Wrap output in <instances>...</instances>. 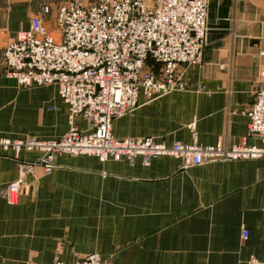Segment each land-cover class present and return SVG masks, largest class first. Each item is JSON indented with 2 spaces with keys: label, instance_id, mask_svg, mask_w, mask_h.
<instances>
[{
  "label": "crops",
  "instance_id": "crops-1",
  "mask_svg": "<svg viewBox=\"0 0 264 264\" xmlns=\"http://www.w3.org/2000/svg\"><path fill=\"white\" fill-rule=\"evenodd\" d=\"M41 5L0 0V54L35 15L59 37L55 13L44 15ZM207 26L203 63L179 70L186 90L140 96L132 114L114 120V137L262 146L249 136L247 115L264 88V0H209ZM4 72L0 66V139H61L69 111L57 88L20 87ZM39 157L0 154V264H76L94 253L106 264L264 261V158L186 168L171 156L145 166L141 158L63 155L50 175L35 169L10 205L6 187Z\"/></svg>",
  "mask_w": 264,
  "mask_h": 264
},
{
  "label": "built area",
  "instance_id": "built-area-1",
  "mask_svg": "<svg viewBox=\"0 0 264 264\" xmlns=\"http://www.w3.org/2000/svg\"><path fill=\"white\" fill-rule=\"evenodd\" d=\"M209 0H157L149 7L142 0H98L90 4L72 0L58 7L55 19L59 37L53 36L39 15L30 29L19 32L0 54L5 76L20 87L54 86L68 107V132L59 140L0 139V154L38 152L32 164L22 166L21 177L6 187L10 205L18 204L26 179L37 168L50 175L59 156H89L100 162L141 158L145 166L171 156L190 168L207 163L240 162L264 158V88L255 95L248 112L249 136L262 146H171L152 138L118 139L112 134L115 119L132 114L140 96L147 100L172 91H185L179 70L203 63L208 42ZM50 7L42 8L44 15ZM87 123L82 131L78 121ZM191 129L195 133V123ZM249 233L243 231L247 240ZM55 264H64L56 262ZM76 264H106L89 254ZM246 264H264L254 257Z\"/></svg>",
  "mask_w": 264,
  "mask_h": 264
},
{
  "label": "rangeland",
  "instance_id": "rangeland-1",
  "mask_svg": "<svg viewBox=\"0 0 264 264\" xmlns=\"http://www.w3.org/2000/svg\"><path fill=\"white\" fill-rule=\"evenodd\" d=\"M34 3L36 2L37 4L41 3V10L44 7H50L51 12L50 13H55V15H57V10L58 7L66 2L72 1V0H33ZM84 2L90 3V4H95L98 2V0H82ZM144 1L149 7H154L156 5L157 0H142ZM51 21L54 22V18L53 20L50 18Z\"/></svg>",
  "mask_w": 264,
  "mask_h": 264
}]
</instances>
